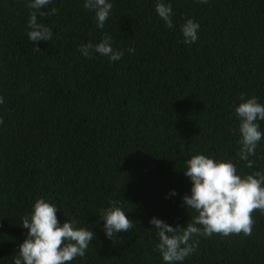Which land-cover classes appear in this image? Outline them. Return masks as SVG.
Wrapping results in <instances>:
<instances>
[{"label":"trees","instance_id":"trees-1","mask_svg":"<svg viewBox=\"0 0 264 264\" xmlns=\"http://www.w3.org/2000/svg\"><path fill=\"white\" fill-rule=\"evenodd\" d=\"M84 2L51 0L41 11L56 14L37 19L53 35L33 44L25 0H0V264H13L27 234L21 218L39 198L61 224L74 219L95 234L70 264H164L149 221L183 228L197 215L182 201L186 160L202 154L238 174L264 173V139L253 168L238 158L234 111L241 93L264 105V0H165L171 29L157 0H108L103 29ZM186 19L199 25L192 44L182 43ZM105 34L124 51L119 61L78 51ZM110 201L134 221L114 241L99 211ZM252 215L251 235L196 237L177 264H264V215Z\"/></svg>","mask_w":264,"mask_h":264},{"label":"clouds","instance_id":"clouds-1","mask_svg":"<svg viewBox=\"0 0 264 264\" xmlns=\"http://www.w3.org/2000/svg\"><path fill=\"white\" fill-rule=\"evenodd\" d=\"M207 4L208 0H199ZM30 9L27 22L30 42H47L51 39L52 30L41 23L37 17L55 15L58 9L41 11L51 3V0H25ZM84 8L94 11L97 27L103 29L113 8L108 0H85ZM155 12L169 29L173 27V9L165 0H157ZM199 25L193 19H186L180 26L183 36L182 43L192 44L198 39ZM35 51H40L34 47ZM78 51L86 58H92L93 53L108 57L110 61H119L124 51L114 50L112 37L105 34L101 41L80 45ZM134 53V48L127 49ZM241 101L234 111L239 120L240 149L237 153L245 167L253 168L259 142L264 139L258 121L264 120V105L258 103L255 97L245 98L241 93ZM4 100L0 97V104ZM0 123H3L0 118ZM186 170L183 175L191 182L190 195L182 197L187 209H193L197 215L187 222L186 227L169 226L155 217L150 224L156 230L158 243L155 250L159 252L164 264L182 262L196 249L199 240L196 237H211L220 235L249 236L255 224L253 212L264 215V173L238 174L237 167L229 160L213 159L197 154L185 161ZM171 195H175L172 192ZM106 209H100L103 222V232L110 241L117 240V234L133 229L134 221L116 206V201H110ZM58 208L39 198L32 206L30 214L21 218V227L27 230L25 239L18 245V253L13 264H70L77 257L83 258L95 234L86 228L77 227L79 221L67 219L60 223L57 218Z\"/></svg>","mask_w":264,"mask_h":264}]
</instances>
